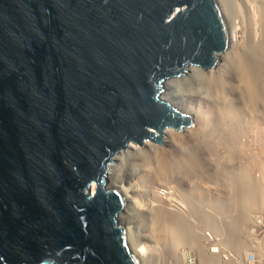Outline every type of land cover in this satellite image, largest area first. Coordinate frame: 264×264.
Instances as JSON below:
<instances>
[{
  "label": "water",
  "instance_id": "95a60500",
  "mask_svg": "<svg viewBox=\"0 0 264 264\" xmlns=\"http://www.w3.org/2000/svg\"><path fill=\"white\" fill-rule=\"evenodd\" d=\"M228 44L217 0H0V264H138L109 164L193 127L163 83Z\"/></svg>",
  "mask_w": 264,
  "mask_h": 264
},
{
  "label": "bare ground",
  "instance_id": "6f19581e",
  "mask_svg": "<svg viewBox=\"0 0 264 264\" xmlns=\"http://www.w3.org/2000/svg\"><path fill=\"white\" fill-rule=\"evenodd\" d=\"M217 3L228 32L229 44L227 50L219 55L218 62L214 68L203 71L197 67L189 66L184 69L183 75L165 81L162 87L163 91L160 95V99L177 109L178 112L190 116L193 121V127H186L180 131L170 128L164 129L160 135V144L162 146L148 140L144 141L141 147L137 144H129L126 149L115 154L113 160L110 162L106 175V187L117 189L122 193L125 199L126 205L118 216L119 223L123 221L129 223L128 211L136 210L140 212L143 207L142 205H145L144 210L151 215L150 228L149 231L147 230L148 237L157 240L162 233L167 234L166 239H164L165 241L171 239L174 244L187 245V248L192 249L196 254L199 264H237V260L230 262L228 259H225V263L219 262L215 254L212 255L211 251L208 253L204 252L203 246H200L198 240L194 237L187 235L178 236L177 233L176 236L174 232L166 226L160 228L163 230L157 229L155 231L156 228L152 226L160 222L163 217L161 204L162 202L164 203L165 200H163L164 197L162 196L164 192L163 188L161 189V187H159V182L169 180V177H173L172 175H174L178 169H181L184 175L189 173L190 179L196 177L198 180L197 175L201 174L203 171L212 172L211 175L213 176L210 175V177L213 178V180H217L218 177L221 176L223 185H225L224 191H227V196L220 197V199H216L213 203H210V205H212L211 211L214 214H220L224 209L225 211H232L235 209L238 211L240 217L245 218L248 211L264 205V164H261L260 160L254 159L255 157L252 158L256 163V168L258 167L257 172L259 174L254 175V179H252V175L248 169L244 167L245 165H241L242 163L236 167V170L231 171L228 168L222 170L221 164L210 166V168L207 166L209 164H207V161L211 158L215 160L218 159L219 161L221 160L222 162L232 161L233 158L234 160L241 159L243 150H245L241 148L245 146H242L243 142L239 144L240 141H243L241 137L258 141L257 138H259V135L264 136V72L256 71L253 64L249 65V63L247 64L241 60L238 55L240 43L237 41L235 30L229 27L227 22L228 19L219 4V0H217ZM258 21L264 28V15H261ZM230 56L237 66L232 91H237L235 94L237 93L238 102H242L246 107H244V109H247L248 114H250V118H247V120H241V111H238L239 108L237 111H234L232 106L229 104H227L228 106L226 105V90L233 85V82L229 84V80L226 78V69ZM189 74L201 76L200 83H197L195 87L192 88L191 92L183 94L180 91L181 94H177L175 91L176 86L189 76ZM174 83L176 84L171 86ZM258 103L261 105L260 112L256 110ZM257 113H260L262 118H259L260 115ZM248 124L250 127L253 125L250 131V127L247 126ZM260 126L261 129H259ZM247 131H249L250 134H247ZM262 142L263 141H261V143ZM245 151H247V149ZM244 159L245 158H242V160ZM250 161L252 160L250 159ZM226 162L224 163L226 164ZM244 162H246V159ZM253 166L255 165L253 164ZM130 167L138 168L134 170H137L135 176L132 175V173L129 174L128 169ZM226 170L228 171L225 172ZM261 174L263 178L260 177ZM192 175L194 177H192ZM209 178L205 179L210 181L211 179ZM216 180L215 182H218ZM191 181L194 180L192 179ZM161 183V185H165L168 182L165 184H163L164 182ZM200 185L201 184L198 185V190ZM184 187L188 189L187 192L190 195L189 205L187 204L185 206L182 198H178V202H176V200H171L173 197L171 199L168 197L170 200L167 202L175 201V204H168L171 212L166 214L164 218L167 221L175 222V226L183 222L191 223V219L193 221V218L197 220L199 224L205 226L207 218H210V215H207L210 213H207L204 209L208 201V199L205 198L207 194H205L204 191L206 192L208 189L205 190L206 188L201 186V195L196 197L194 196L196 191L194 184L187 183ZM220 216L221 215H219V218ZM227 221L229 224L228 231L231 232L234 218L231 217ZM124 230L127 244L133 257L138 264H143L147 261L145 260L148 254L146 252V247L138 244H130L131 239H128L127 236V233H130V231L128 227ZM216 240L218 241V238ZM158 255L159 256L156 257V261L158 262L161 259H165L167 260L165 264L186 263L183 253H178L176 257L173 249L168 247L167 244L163 245ZM149 260L150 259H148L146 263H148ZM158 262L156 263L159 264ZM189 264H192V259Z\"/></svg>",
  "mask_w": 264,
  "mask_h": 264
},
{
  "label": "rangeland",
  "instance_id": "374dc122",
  "mask_svg": "<svg viewBox=\"0 0 264 264\" xmlns=\"http://www.w3.org/2000/svg\"><path fill=\"white\" fill-rule=\"evenodd\" d=\"M219 4L221 8L223 9V12L226 14V18L229 20V21L227 20L229 27L235 30L237 41L238 43H240L238 55L240 56L241 60H243V62L247 64L249 63V65L253 64V66L256 68V71L264 72V28L262 24L259 23L258 21V18L261 15H264V0H219ZM235 64L236 63H234V60L230 56V58L228 59V66L226 69L227 70L226 78L227 80H229L228 81L229 84H231L234 81L235 76H236L237 66ZM190 75L191 74H189V76H187L180 84L176 86L175 91L177 92V94H181V92L183 94L191 92L192 88L195 87L197 83L198 84L200 83L201 76H198L197 74H193L191 76ZM175 84L176 83L172 84L171 86ZM233 86H234V82H233V85L230 86L231 88H227L226 90V93H225V99L227 101L226 105L229 104L230 106H232L234 111H237L239 108L238 111L239 112L241 111L240 112L241 120H247V118H250L249 117L250 114H248L247 109H244L245 105L242 102H238L239 100L237 97V93L235 94V92L237 91H232ZM221 104H224V103H221ZM256 110L257 112H260L261 110V105L259 103L257 104ZM257 114L260 115L259 118H262L261 117L262 115L260 113H257ZM247 126L250 127L249 124ZM251 127L249 128V131L251 130ZM259 129H261V126L259 127ZM249 131H247V134H250ZM258 137L259 138H257V140L263 141L262 143L261 141L258 142L255 140H250V138H247L248 139L247 140L245 137H241V140L243 141H240L239 144H242L241 142H243L242 146L243 145L245 146H243L244 148L241 147L242 150L247 149V151L243 150V154H242L243 155L242 158H245L246 162H244L245 159L242 160V158L241 159L239 158V160L238 159L234 160L233 158L232 161H227V162L226 161L222 162L221 160L219 161L218 159L215 160L211 158L212 160L210 159L207 161V164L209 163L207 165L208 168H210V166L221 164L220 166H222L221 167L222 170H225L228 168L231 171V170H236V167L242 163L241 165H245L244 167L248 169V171L252 175V179H254L255 177L254 175L256 174L259 175L257 172L258 167L256 168V163L254 159H258L261 161V164H264V147H263L264 146V136L259 135ZM245 153L247 155L249 153V155L247 156ZM250 159L253 161V163L252 161H250ZM224 162H226V164ZM253 164L255 166H253ZM252 166L253 168L254 167L255 168L253 169ZM135 169H138V168L130 167L128 169L129 174L132 173V175L135 176L137 174L136 173L137 170L134 171ZM227 171L228 170H226L225 172ZM211 173L212 172H209V171H203L201 174L197 175L198 180L196 177L192 175V177H194L192 178L194 181H191L192 179H190L191 177L190 175H188L189 173L187 175H184V172L181 169H178L175 172V174L172 175L173 177H169V180L161 181V182H164L163 184L168 182L167 184L161 185L162 183L159 182V187H161V189L163 188L164 195L162 197H164L163 200H165L164 201L165 204L163 202L161 204L162 209H163V212H162L163 217L161 221L152 225L153 227L156 228L155 231L157 229L163 230L160 228H162L163 226H166L167 228L171 229L175 235L177 233L178 236L187 235V236L194 237L198 240L200 246H203L204 252L208 253L209 250H211L212 255H214L217 252L221 253L222 248L220 247V245L223 244L222 246L224 247V249L228 251L229 254L235 257V259L237 260V264H245L244 263L245 255L252 253L253 249H255L256 252L257 251L259 252L260 254L259 260L264 259L262 258L264 256V240H262V242H258L259 240H261L262 236H264V205L257 209H252L248 211L247 216L245 218L240 217L238 215L239 214L238 211H236L235 209L232 211H225L224 209L223 211H221L220 214L215 213L216 216L218 217L217 218L215 214L211 211L212 205H210V203H213L216 199H220V197L227 196L226 195L227 191L226 190L224 191L225 185H223L221 176L218 177L217 180L216 179L213 180V178L210 177ZM263 173H264V168H263ZM260 177L263 178L262 174L260 175ZM205 178H209L212 181L206 180ZM215 180L218 182H215ZM195 182H196V185H195ZM187 183H192L196 187V191L194 194V196L196 197H199V195H201L200 192L202 191V187L206 188L205 190L208 189L206 192L204 191V193L207 194V197L205 196V198L208 199L204 209L206 210L207 213H210V214H207L208 216L210 215V218H207L205 222L206 223L205 226L203 224H199L198 221L195 220L194 218H193V221L191 219V223L183 222V223H179L176 226L174 225L175 222L167 221L164 218L166 214L171 212L170 206H168V204L169 203L172 205L173 203L175 204V201L167 202L172 197L173 198L171 200H176V202H178V198H182L184 205L185 206L187 204L189 205L190 195L187 192L188 189L184 187L187 185ZM217 183L218 184L222 183V184L218 185ZM197 184L198 185L201 184L199 186V190H198ZM263 190H264V186H263ZM173 192H176L177 194ZM168 197L170 199H168ZM208 204H209V207H208ZM142 206L144 208L142 207L141 208L142 210H140V212H137L136 210H129L128 211L129 223L127 221L126 222L123 221L120 224L124 227V229L128 227L130 233H127V236H128V239L129 238L131 239L130 244L131 243L132 245L138 244V245L146 247V252L148 254L145 260L147 261L148 259L150 260L148 263H146L147 262L146 261L143 264H149V263L157 264L156 262L158 261H156L157 259L156 257L159 256L158 252L162 250L164 244H167L168 247L173 249L174 255L176 257L178 253L182 252L185 257V262H186L185 264H189V261H191V259H193L196 264H199L196 254L194 253L192 249L187 248V245L174 244L171 239L165 241L164 239H166L167 234L162 233V235L159 236L157 240H153L152 238L148 237L147 233L150 228L151 215L148 214L144 210L145 205H142ZM219 215H221L220 218H219ZM252 216L259 217L261 219V224L258 226L253 225L252 222H250V219ZM231 217L234 218V223L232 226V231L229 232L228 231L229 224L227 220H229ZM205 230H209V231L212 230L213 233L215 234V237L210 236L208 234V238H209L208 240L206 236L207 232ZM212 231L209 233L211 234ZM221 231H223L221 235L223 236V238L222 237L220 238L216 235L218 234V232H221ZM217 238H218V241L216 240ZM252 238L254 239V241L252 240ZM215 257L219 260V262L225 263V261L220 260V258H218L217 256ZM160 261L158 262L159 264L167 263L166 262L167 260L165 259H161ZM262 263H264V260L262 261ZM225 264H233V263H225Z\"/></svg>",
  "mask_w": 264,
  "mask_h": 264
},
{
  "label": "built area",
  "instance_id": "2783aa9c",
  "mask_svg": "<svg viewBox=\"0 0 264 264\" xmlns=\"http://www.w3.org/2000/svg\"><path fill=\"white\" fill-rule=\"evenodd\" d=\"M250 222H252V224L253 225H255V226H258V225H260L261 224V219L259 218V217H257V216H252L251 217V219H250ZM207 233H206V236H207V239L209 240V238H208V234L210 235V236H213V237H215V234L213 233V231L212 230H205ZM211 232L212 231V233L210 234L209 232ZM222 233H223V231H221V232H218V234H216L218 237H222L223 238V236H221L222 235ZM252 240L254 241V239L252 238ZM262 240H264V236H262V238H261V240H259L258 242H262ZM207 241V240H206ZM221 241H222V239H221ZM257 242V243H258ZM223 245V244H222ZM222 245H220V247L222 248L221 249V253H215V256H217V257H219L220 258V260H222V261H225V259H228V261H230V262H233V261H236V259H235V257L234 256H232L231 254H229V252L228 251H226L225 249H224V247L222 246ZM209 250V249H208ZM209 251H211V250H209ZM260 256V254H259V252L257 251L256 252V250L255 249H253L252 250V253H250V254H246L245 255V257H244V263L245 264H264V263H262V261L264 260V259H261V260H259V257ZM262 258H264V256L262 257ZM190 262V261H189ZM192 264H196L195 262H194V260L192 259Z\"/></svg>",
  "mask_w": 264,
  "mask_h": 264
}]
</instances>
